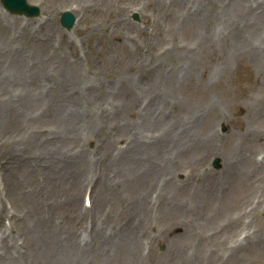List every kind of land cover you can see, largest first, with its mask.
Wrapping results in <instances>:
<instances>
[{"label":"rangeland","instance_id":"obj_1","mask_svg":"<svg viewBox=\"0 0 264 264\" xmlns=\"http://www.w3.org/2000/svg\"><path fill=\"white\" fill-rule=\"evenodd\" d=\"M28 1L41 7V17H16L0 6V263L38 264L37 250L27 243L25 229L30 222L34 226L39 218H49L52 225L73 229L80 247L88 240L83 227L87 228L89 238L97 229L106 234L115 231L119 223L130 218L126 211L119 214L124 202L116 198V203H110L111 194L105 192L104 174H116L113 167L119 157L99 160L96 156L103 153L104 145L122 146L123 137H132L131 126L141 131L140 142L150 146V140L162 137L163 127L168 126L172 139L168 144L173 150L181 146L182 125L189 120L198 122L196 134L208 138L206 134L214 130L215 136L209 137L210 143L196 147L187 167L186 156H178V167L172 172L158 173L152 181L155 186L152 183L145 190L143 185L139 186L140 191L144 190L149 212L134 222L131 218L127 227L142 226L138 239L144 257L149 258L145 250L147 247L150 251L148 245H152L153 257H166L170 249L167 245L183 239L177 222L192 218L190 211L199 183L209 175L223 178L219 152L243 151L244 157L236 155L234 161L237 163L243 157L242 186L252 191L243 195L250 198L242 201V193L236 189L224 192L220 188L214 199L209 196L203 208L213 220L187 229L196 238L185 241L191 247L198 243L199 249L194 252L210 256L214 260L210 264H264V175L247 180L251 169L256 167V174L264 171V115L262 110L258 114L254 110L259 105L257 101L264 98V19L256 27L232 18L239 21L241 32L244 26L257 28L252 36L259 42L253 46L261 54L257 57L250 50L235 54L229 51L236 39H231V29L225 25L228 16L213 9L216 2H223L235 11L237 0ZM244 3L247 5V0ZM251 4L256 6L253 16L259 19L264 14V0H250L248 5ZM66 10L77 18L70 32L60 22L61 13ZM133 11L139 21L132 19ZM168 13L184 24L176 21V27L170 26ZM215 38L217 41L212 43L210 40ZM178 47H187V53L182 56ZM251 58L260 59L261 65L258 67ZM186 67L191 73L188 80L178 74ZM203 101L214 102V106L206 108ZM163 111L165 119H153L154 114ZM251 124L255 133L250 132ZM70 153L82 155L74 168L73 181L64 175L69 164L78 161L69 160ZM115 153L125 159L122 150ZM172 155L175 157V153ZM215 157L217 168L211 165ZM260 162L263 166L258 168ZM102 170L103 175L95 176V172ZM45 171L53 175V181H48ZM176 173H180L179 179ZM159 177L175 178L182 183L176 182V189L171 191L175 183L168 182L161 189L166 199L154 205L159 198V186L163 185V179L157 180ZM113 187L118 189L119 185ZM41 188L49 190L57 207H43L48 203L38 193ZM29 189L34 191V198L23 201L21 193ZM130 189L129 195L139 197L138 186ZM87 194L90 208L84 205ZM167 200L169 204L190 207L168 210V204L163 205ZM61 204L64 206L58 208ZM219 204L221 208L224 204L223 213L214 216V208ZM225 204L229 208L225 209ZM171 210L174 215L170 219ZM41 228L45 229L44 235L50 230V226ZM163 231H169L174 238L167 240L165 234L158 240ZM182 252L181 264H185L192 259V250L186 246ZM124 255L117 251V260ZM131 260H124L125 264ZM44 262L51 264L49 259Z\"/></svg>","mask_w":264,"mask_h":264},{"label":"bare ground","instance_id":"obj_2","mask_svg":"<svg viewBox=\"0 0 264 264\" xmlns=\"http://www.w3.org/2000/svg\"><path fill=\"white\" fill-rule=\"evenodd\" d=\"M244 2L245 0L244 1L237 0V2H235V6H237L235 11L229 10L230 4L223 3V2H220V3L216 2L213 9L215 12L224 11L228 16L229 22L226 23L225 25H228L229 29H231L230 31L232 35L231 39H234V38L236 39L229 51H232L235 54L238 51H240V53H244L247 50H250L249 52L251 55L259 57L261 54L259 53L257 49L253 47L254 45L259 44V42H257L255 38L252 39V36L255 35L257 32L255 31V29L257 28H250V26H247V27L244 26L243 28L245 30L244 32H241V29L239 26L240 24L237 19L246 21L258 27L260 22L264 19V14H262L259 19L254 17L253 14H255V12L253 8L256 6H253L252 4L249 6L248 4L250 3V0H247L248 2L247 5ZM257 3L259 4L261 2L257 1ZM169 13H168V24L170 26L174 25L176 27L177 23L179 25L183 23L178 20H176L177 21L176 23L173 15H170ZM233 17L237 19L232 20ZM262 27H263V24L261 28ZM236 35H239L238 39L236 38ZM240 35H243V36L241 37ZM210 41L212 43L216 42L217 38L210 40ZM200 42H202L201 39H199V43ZM261 47L264 49L263 45ZM202 48L198 49L199 54ZM179 51L181 52V55L184 56V54L187 53L188 48L187 47L181 48L179 49ZM191 53L192 51L189 54ZM205 53H206V50L202 52V54H205ZM252 61L258 67L262 63L260 59L258 60L252 59ZM178 74L187 80H188L187 76L189 74L191 76V73L189 72L188 67L184 69H180ZM203 102L204 103L202 105L204 107L206 106V108L209 107V105L211 104L210 102H207V101H203ZM257 102H259L258 103L259 105L256 108H254L256 114H258L262 110L261 114L264 115V98L261 97ZM211 105L214 106V102ZM215 106H218V105L216 104ZM205 112L200 113V116L202 117V115L205 114ZM155 118H160L162 120L165 119L166 111L158 113L157 115L154 114L153 119ZM225 120L228 121V118L225 117ZM196 125H198V122H192V121L190 122L189 120L183 123L182 125L183 132L180 136L181 139L179 140V143L181 144V146H177L173 150H172V147L168 144V140L172 141L168 133V126L163 127L162 137L158 139L153 138L150 140L153 143V145L151 146L148 143L140 142V139L143 138L142 136H140L141 131L137 130L136 128L132 126L131 128H129V132L132 134V137H127V138L123 137L124 144L122 146L120 145L116 147H109L107 145H104L105 149L103 150V153L100 156H96V159L97 158L99 160H101L102 158L107 159L109 157H112L113 155H116V158L119 157V159L117 160V163L113 167V170L116 174L111 177H106L104 174L105 192L111 194L108 201L110 203L112 202L116 203L115 200L116 198H118L119 201L124 202V205L122 206L123 209L119 211V214L121 212L123 213L126 211L127 213H130L129 215L131 216L132 220H134L137 217L141 218V215H148V212H149L147 208L148 203H147V198L145 197L144 190L148 188L150 185H152V183L155 186L156 183L152 182L155 176H159L158 173H161L164 171H167V172L174 171L179 165L178 156L179 157H182V155L186 156V167H187L190 160L194 157V154L192 153L195 151L196 147L199 148L200 145L202 143H206V141L210 143L211 138L209 139V137L215 136V135H212L214 130H209V133L206 134L208 138H203V136L205 135L202 133L196 134L197 132V128L195 127ZM253 127H254V124H251L250 132L255 133V131L253 130ZM217 137L222 139L221 136H219L218 134H217ZM203 147L204 146L202 145L201 147L202 150H203ZM152 148H153V151H152ZM115 150H117V152L119 150L120 151L122 150V153L124 154L125 159H122L119 153L116 154ZM84 151L86 153L85 148H84ZM78 152L79 151H77V153ZM231 152L232 153L230 152L226 153L223 151L219 152V155L222 157V161H223V166L221 167L222 168L221 175H223L222 179L221 177H219V175L218 176L209 175L203 178L202 181L199 183V186H198L199 188L197 189V193L194 196V199L196 201L191 206L193 207V210L190 211V214H192L191 215L192 218L188 216L190 217V219L181 220L177 222V226L181 227L182 229L183 239L174 240L171 243H169V245H167V247L170 248L168 250V254L169 252L172 253L171 257H168L169 256L168 254L164 258H159L158 256L153 257L150 254L151 250L146 253L147 256H149V258L144 257V255H142L143 251L139 250V244L141 243V241L138 239V234L136 230H130V227L125 228V226L122 224L120 225L117 231H113L109 235L99 232V231H95L91 233L92 241L91 242L86 241V244L82 245L85 247H82V246L80 247L78 244L79 238L76 237V234L74 233L73 229L71 230L69 227L64 228V225L55 226L56 228L51 229L53 225L51 224L49 218H39L38 222L34 226H32L30 222L27 228L25 229V233L27 236V243L30 244L33 249L35 248L37 250L36 253L38 255V264H47V262L46 263L44 262L45 259H49L51 264H59V260L62 262V264H125L124 260L130 259V258H132L130 264H181L180 257H183L182 251L184 247L186 246H189L192 250V259H190L189 262H186L185 264H197V263L210 264L211 262L214 261L210 256L206 258L205 256H202L200 254H196V251H198L199 249L198 243L194 247H191L189 245V242L185 241V240H193L196 238L195 234H192L190 230H187V229L189 228L193 229V226L195 224L198 228L199 226H202L203 223L207 224L208 221L213 220L210 214L205 213V210H203V208L207 200H209L212 195H213L212 199L215 198V193L217 191L219 193L220 188L224 189V192L227 191L228 189H231V191H234V189H236L237 191L242 193V195H240L242 196V201H244L247 198H250L249 195H243V194L245 193L251 194L252 193L251 189H247L244 186H242V182H241L242 165L245 164L243 160L245 153H243V151H231ZM235 152L239 154H236ZM77 153L69 154L68 156L69 160H72V161L78 160V161L71 162L69 164V167L64 173V175H69L72 181L75 180L74 174L76 172H74V168L77 165V163L80 160H82V155H78L79 153L78 154ZM85 153H82V154H85ZM173 153H175V157H172ZM215 155H217V152L215 153ZM236 155L243 156L238 160L237 163L234 161V157ZM116 158H114V160ZM96 164L94 162L93 164L94 169L96 168ZM112 164L113 162L109 164V167H111ZM258 170L260 171V169ZM45 173L47 175L48 181L49 182L53 181L54 179L53 175L48 171H45ZM103 173H104L103 170L99 173L95 172V176L100 177V175H103ZM249 173L252 174L251 177L247 178V180H250V181H254L258 179L261 175H264V171L256 174L257 173L256 167L248 171L247 176L249 175ZM179 174L180 173H176V177H178ZM148 177H151V179H148ZM161 179L163 178L159 177L157 180L160 181ZM221 181H224L226 184L223 185ZM168 182L175 183V186L171 187V191H174L176 189L177 187L176 182L179 184L182 183L181 180L165 177V179H163V185H161V188L162 186L167 187ZM80 183L82 184V182ZM114 185H119V188L117 189L116 187H113ZM140 185H143L144 187L143 191H140L141 189L139 187ZM19 186L22 187L23 184H20ZM125 186H127L128 188L124 189ZM132 186H136V187L138 186L137 193L140 194L139 197H137V195H129V193L132 190L130 189V187ZM226 186H229V187H226ZM56 188H60V186H56ZM160 189H159V192L156 193V197H159V198L158 200L156 199V202L154 203V205L157 203V201L159 200L164 201L166 199L164 193H162ZM38 193L41 194L46 200L45 202L48 203V206L43 205L45 209L46 208L54 209L55 207H57L58 204L56 203V201L50 198V192L48 189L41 188L39 189ZM21 195L23 196L22 198L23 201L25 198L32 200L34 198V191L32 189H29V191L26 190L22 192ZM68 196H71V195H68ZM121 196H123V198H121ZM72 199H73V204H74L75 196H72ZM165 204H168V210L170 208L175 209V210L177 209L183 210V209H187V207H190L187 204L180 205L174 202L173 204H169L168 200L163 203V205ZM62 206H64V204H61L58 208ZM220 206L221 205L219 204L218 207L214 208V211H215L213 213L214 216L220 214L221 212L223 213L224 204L222 208ZM227 208H229V205L225 204V209ZM85 210L86 209L82 211L85 212ZM173 211L171 210L169 212L168 216L170 219L174 215ZM155 218L156 217L154 216V219ZM29 221H30V218H29ZM42 225H45V227L50 226V230L47 229L46 230L47 233L45 235H44L45 229L41 228ZM78 227L79 226H76V228ZM63 228H64V231H63ZM82 231H86L87 234L85 237H88V239H90L87 228L83 227ZM61 232H64V234H62ZM165 234L167 235V240L171 238L172 236L174 238V235L170 234L169 231L168 232L163 231L158 236V240H162V237ZM259 237L260 236L258 233V238ZM79 250H81V252H78ZM194 250L196 251L194 252ZM117 251L125 253L122 260H117L116 258ZM160 259H165V260L160 262ZM0 264H3V263H0Z\"/></svg>","mask_w":264,"mask_h":264},{"label":"water","instance_id":"obj_3","mask_svg":"<svg viewBox=\"0 0 264 264\" xmlns=\"http://www.w3.org/2000/svg\"><path fill=\"white\" fill-rule=\"evenodd\" d=\"M3 7L9 10L11 13L24 14L26 16H32L38 13V9L33 6H29L25 0H1ZM74 17L71 13L65 12L61 16V23L67 28H70L73 24Z\"/></svg>","mask_w":264,"mask_h":264}]
</instances>
